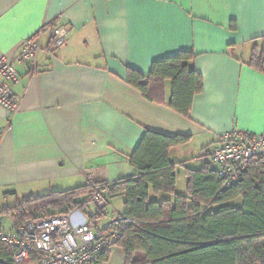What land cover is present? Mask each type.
Returning <instances> with one entry per match:
<instances>
[{
    "label": "crops",
    "instance_id": "obj_1",
    "mask_svg": "<svg viewBox=\"0 0 264 264\" xmlns=\"http://www.w3.org/2000/svg\"><path fill=\"white\" fill-rule=\"evenodd\" d=\"M54 29L66 32L60 47ZM35 36L37 59L16 67L11 87L19 108L0 107L2 202L135 176L129 158L146 132L188 137L170 160L192 170L210 164L223 134L264 132V73L249 65L263 48L264 0H0V59ZM182 51L195 55L189 68L202 81L187 118L169 109V82L162 102H149L126 75L146 76ZM175 175L184 194L183 169ZM116 199L120 213L92 224L122 215L125 198ZM79 214L76 222L89 221ZM101 263L124 264V254L113 247Z\"/></svg>",
    "mask_w": 264,
    "mask_h": 264
},
{
    "label": "trees",
    "instance_id": "obj_2",
    "mask_svg": "<svg viewBox=\"0 0 264 264\" xmlns=\"http://www.w3.org/2000/svg\"><path fill=\"white\" fill-rule=\"evenodd\" d=\"M232 29V28H231ZM260 52L254 49L250 66L264 73V37ZM195 55L182 51L151 64L148 75L127 68V83L149 102H162L169 82L168 107L187 118L193 98L201 91L199 74L189 68ZM188 137H167L146 132L129 158L136 175L112 184L94 182L63 192L25 199L0 215L15 224L84 211L96 192L108 202L123 196V216L138 224L122 230L114 247L124 264H264V162L250 160L240 181L222 188L210 164L192 170L170 160L171 151ZM177 167L187 178L184 194L175 191ZM171 196L158 202L150 196ZM240 200L239 207L230 203ZM215 209V210H213ZM105 218V211L89 215V223ZM8 256L0 244V264ZM108 252L101 262H107Z\"/></svg>",
    "mask_w": 264,
    "mask_h": 264
},
{
    "label": "built area",
    "instance_id": "obj_3",
    "mask_svg": "<svg viewBox=\"0 0 264 264\" xmlns=\"http://www.w3.org/2000/svg\"><path fill=\"white\" fill-rule=\"evenodd\" d=\"M54 47L64 44L66 32L52 31ZM40 52L39 36L24 41L17 54L0 59V107L11 115L17 112L20 98L12 92L18 82L17 66L31 65ZM3 131H0V143ZM250 160L264 162V132L251 134L231 131L223 134L210 155V164L222 181V188L237 184ZM88 202L95 211L103 212L108 202L98 192ZM78 210L65 215L26 220L5 228L0 217V244L8 252L2 264H102L103 256L115 246L126 227L134 220L116 215L103 225L76 222ZM104 219V218H102ZM101 219V220H102ZM80 221V220H79Z\"/></svg>",
    "mask_w": 264,
    "mask_h": 264
},
{
    "label": "rangeland",
    "instance_id": "obj_4",
    "mask_svg": "<svg viewBox=\"0 0 264 264\" xmlns=\"http://www.w3.org/2000/svg\"><path fill=\"white\" fill-rule=\"evenodd\" d=\"M192 150H190L191 152ZM199 152V150L197 151ZM179 189L178 190H181V186L178 187ZM154 196V195H153ZM157 199H155L156 201L158 202H162L164 200H170L172 197L171 196H166V195H163V194H160L158 196ZM16 203H9V202H2L0 201V212L3 210V209H6V208H11L13 206H15ZM241 204V201L240 200H237V201H234V202H231L230 205L231 206H235V207H239ZM121 208H122V200L121 199H114L112 202L109 203L108 205V208L106 209L105 212H107L108 214H111L112 211H116V213H120L121 211ZM94 208L92 207V205H87V207L84 209V211H78L79 213L83 214V216H86L87 215H91L93 214V210ZM215 210V209H213ZM1 219H2V223L3 224H11V220L13 219H10V216H6V215H0ZM44 218V216H41V218ZM12 218V217H11Z\"/></svg>",
    "mask_w": 264,
    "mask_h": 264
}]
</instances>
